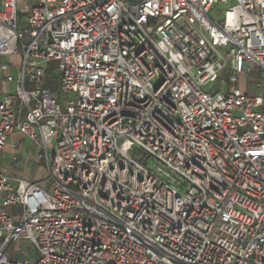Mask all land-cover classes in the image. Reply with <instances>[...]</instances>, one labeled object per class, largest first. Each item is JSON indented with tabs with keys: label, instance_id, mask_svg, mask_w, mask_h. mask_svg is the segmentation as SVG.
<instances>
[{
	"label": "built area",
	"instance_id": "built-area-1",
	"mask_svg": "<svg viewBox=\"0 0 264 264\" xmlns=\"http://www.w3.org/2000/svg\"><path fill=\"white\" fill-rule=\"evenodd\" d=\"M16 133L45 178L6 166ZM0 238V264H264V0H0Z\"/></svg>",
	"mask_w": 264,
	"mask_h": 264
},
{
	"label": "rangeland",
	"instance_id": "rangeland-1",
	"mask_svg": "<svg viewBox=\"0 0 264 264\" xmlns=\"http://www.w3.org/2000/svg\"><path fill=\"white\" fill-rule=\"evenodd\" d=\"M20 6H23V5H20ZM227 9H228L227 5H224V4L216 5V7H215L216 15H214V18L216 20H218L220 23H222L223 22V18H224V12ZM16 62H18L17 66H19L20 65L19 64L20 63V59H17ZM44 67H45V70H46V76L43 79V88L50 89L52 94L56 97L57 103L61 104L62 100H63V95H62V92H61V90L59 88V78H58V75H57L58 63L54 61V62L46 64ZM250 76H254V75L250 74ZM256 78L260 79L261 75H257ZM220 80H222V79H220ZM27 82L29 84V79H27ZM31 88L32 87H30V86L27 87L28 90L31 89ZM34 88H36V86ZM18 135H20V134H18ZM20 137H21V139L24 138V136H22V135H20ZM30 148L33 151L34 147L31 146ZM8 149H9V147H8ZM24 167L27 168L30 171L29 174L35 175L37 173H40L41 174V178H45V172H44V169L46 167L45 160H42L41 162H39L35 158H33L31 160L26 161L24 166H23V168ZM26 172H27V170L23 171V173L21 175L25 179L28 178V175H26ZM20 211H21L20 207L15 206V207L12 208V213L15 214V215L19 214ZM3 243H4V239L0 238V248L3 245Z\"/></svg>",
	"mask_w": 264,
	"mask_h": 264
},
{
	"label": "crops",
	"instance_id": "crops-1",
	"mask_svg": "<svg viewBox=\"0 0 264 264\" xmlns=\"http://www.w3.org/2000/svg\"><path fill=\"white\" fill-rule=\"evenodd\" d=\"M3 88L6 91L14 89L13 85H6L4 83H3ZM8 147H9V149H8ZM30 147H31V144L26 139H24V138L21 139L20 135H18L17 133L14 134L10 138L9 143L7 145L6 159L4 161H5L6 166L11 168L12 174L15 177L23 178L21 175H22L23 171L27 170L26 175H28V178L26 180H28L30 182H35L41 177V174L37 173L35 175H32V174H29L30 171L27 168H25V167L23 168L25 162L28 160L35 158L37 161H39V159H38L39 151L36 149H33V151H32ZM14 148L17 149L20 153V159H21L20 163L21 164L18 167H12V164L9 160V155L13 152Z\"/></svg>",
	"mask_w": 264,
	"mask_h": 264
}]
</instances>
